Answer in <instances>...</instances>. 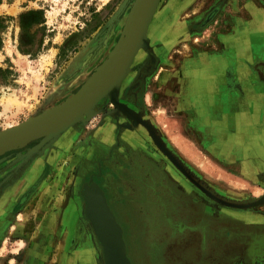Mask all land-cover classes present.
<instances>
[{
	"label": "rangeland",
	"instance_id": "obj_1",
	"mask_svg": "<svg viewBox=\"0 0 264 264\" xmlns=\"http://www.w3.org/2000/svg\"><path fill=\"white\" fill-rule=\"evenodd\" d=\"M124 4L0 0V131L90 80L119 43L132 2ZM251 4L264 9V0H160L146 41L115 91L197 183L223 201L249 206L207 194L145 126L104 97L30 158L25 154L40 138L0 154V168L38 158L31 182L43 184L20 208L29 181L16 177L0 188V264H103L83 213L81 190L91 177L122 227L131 264H264V153L237 150L244 143L263 148L264 138L225 141L218 131L222 103L211 98L221 94L237 104L244 91H228L227 83L251 78L248 60L225 55L246 47L226 48L225 38H217L239 32ZM235 68L233 78L228 72ZM253 111L255 127L263 128L264 107Z\"/></svg>",
	"mask_w": 264,
	"mask_h": 264
},
{
	"label": "water",
	"instance_id": "obj_2",
	"mask_svg": "<svg viewBox=\"0 0 264 264\" xmlns=\"http://www.w3.org/2000/svg\"><path fill=\"white\" fill-rule=\"evenodd\" d=\"M129 1L132 4L129 8L119 43L106 63L101 65L96 73L91 76L90 80L73 95L66 97L62 102L29 118L18 126L0 131V154L22 147L31 141V139L40 138L37 144L26 152L25 159L30 158L47 142L51 141L69 125L75 123L82 117L83 113L106 95L115 107L145 126L162 152L207 194L228 205L249 206H241L223 201L203 188L163 146L152 127L139 113L117 99L115 95L116 88L127 73L137 50L143 41H146L149 24L160 0H125V4ZM122 10L123 8L121 7L120 11ZM20 156L18 155L17 157ZM81 194L83 196V213L95 232L97 242L101 248L103 264H131L126 252L122 227L116 220L100 185L94 182L91 177L89 183L83 185ZM92 199L98 200L100 209L104 213V219L100 218L94 210L93 205L95 204ZM262 201L263 198L257 203Z\"/></svg>",
	"mask_w": 264,
	"mask_h": 264
},
{
	"label": "crops",
	"instance_id": "obj_3",
	"mask_svg": "<svg viewBox=\"0 0 264 264\" xmlns=\"http://www.w3.org/2000/svg\"><path fill=\"white\" fill-rule=\"evenodd\" d=\"M246 13V14H245ZM245 15H251L250 17L247 16L246 18L244 17L243 21V27L239 32H236V29L234 30V36H217V38H225L224 42L226 45V48L228 46L233 45L234 49L236 47H241L244 46V50L239 49V51L231 50L229 51L226 57H233V58H240L243 60H248V68L251 69V78L250 82L249 81H240V84L237 85V82H228V88L226 90L228 91H239L242 90L244 91L241 95V100L236 104L234 100L232 99H226L223 97L221 94H217L218 98H215L216 96L212 93L211 98L215 102V100H219L220 103H222V107L226 108V110L222 109V107H219L217 111H219V116L218 119L221 120L222 125L219 127L218 131L222 132V138L224 140L229 141V142H234L235 140L238 139H249L251 140L252 137L256 138H264V119H263V128L260 127H255L254 125V117L253 115V109L257 107H264V104L261 102L262 99H258V93L257 90L261 91V95L264 96V9L257 8L256 6L252 5L247 6V9L244 11ZM244 15V16H245ZM232 38L233 42L230 41ZM95 54H92L91 57H93ZM217 57V56H216ZM219 57V55H218ZM230 71L229 69H227ZM241 72V71H240ZM222 74V71L220 72ZM229 73H232L233 78H236L237 70L232 69ZM239 73V72H238ZM242 75V73H239ZM250 75V74H249ZM253 76V77H252ZM257 82H255V80ZM232 84V87L229 85ZM253 85H257L256 88H254ZM261 85V86H260ZM206 88V86H205ZM220 93V90H218ZM254 92V93H253ZM256 92V93H255ZM204 94V99L208 98V96ZM203 99V100H204ZM252 105V107H251ZM220 106V105H219ZM232 112L234 115H237V119L233 120L229 118V114ZM239 110V111H238ZM244 110V111H242ZM248 110V111H247ZM227 113V114H226ZM242 114L245 116L244 117H239L242 116ZM247 114V115H246ZM228 115V117H226ZM233 115V116H234ZM239 117V120H238ZM240 144L237 146V150L239 154H246L250 153V150L254 153H264V147L261 148L259 146H254V145H246ZM236 146V145H235ZM256 148V149H255ZM248 149L249 151H246ZM253 149L256 150L253 151ZM38 159V158H37ZM35 159L34 161L28 163V164H23L22 166L19 167V171H22V173H25L26 178H34L39 166H40V161ZM40 159V158H39ZM15 178V177H13ZM43 185V184H42Z\"/></svg>",
	"mask_w": 264,
	"mask_h": 264
},
{
	"label": "flooded vegetation",
	"instance_id": "obj_4",
	"mask_svg": "<svg viewBox=\"0 0 264 264\" xmlns=\"http://www.w3.org/2000/svg\"><path fill=\"white\" fill-rule=\"evenodd\" d=\"M0 173H3V176H1L0 177V180L1 179H3V178H7V176L8 177H11V179L9 180V181H7L6 183H4V185L2 184V185H0V188H2V189H5L6 187H8L9 185H7V184H10V183H12L13 182V180H15V178L16 179H20V181L21 180H23V179H21V178H24L25 180H27V181H29V184H27V187L28 188H26V190H25V192L24 193H26V197H24L23 198V196H20L19 197V199H20V205H19V208L25 203V202H27L28 201V198L30 199V198H32V197H34L35 195H36V193L38 192V186H41L42 185V180L41 181H37L38 180V178H36L37 180H34L33 182H31L32 180H33V178L30 180V178H26V175H25V173H22V171H19V163H14V164H12V165H4L2 168H0ZM39 175V174H38ZM13 177H15V178H13ZM8 180V179H7ZM31 183V184H30ZM3 186V187H2ZM34 186V188L31 190V188ZM36 189V190H35ZM31 190V192H30V194H28V192ZM25 195V194H24ZM176 206V205H175ZM176 208V207H175ZM151 211V210H150ZM153 212H155V211H153ZM149 212L147 211V214H148ZM139 214H141V213H139ZM155 215L153 214V216H152V218L151 219H156L155 217H154ZM0 242H1V240H0Z\"/></svg>",
	"mask_w": 264,
	"mask_h": 264
},
{
	"label": "bare ground",
	"instance_id": "obj_5",
	"mask_svg": "<svg viewBox=\"0 0 264 264\" xmlns=\"http://www.w3.org/2000/svg\"><path fill=\"white\" fill-rule=\"evenodd\" d=\"M146 36H147V35H146ZM144 42H145V40L143 41V43L141 44V46H140L139 49L137 50L135 56L137 55L138 51L140 50V48L142 47V45L144 44ZM135 56H134V58H135ZM134 58H133V59H134ZM132 61H133V60H132ZM131 63H132V62H131ZM104 97H107V96L105 95V96H103L102 98H104ZM102 98H101V99H102ZM101 99H100V100H101ZM100 100H99V101H100ZM99 101H98V102H99ZM98 102H97V103H98ZM97 103H96V104H97ZM96 104H95V105H96ZM95 105H93L92 107H90L85 113L90 112V111L92 110V108H93ZM251 107H252V105H251ZM129 108H130V107H129ZM232 111H233V110H232ZM238 111H239V110H238ZM242 111H244V110H242ZM247 111H248V110H247ZM85 113H83V114H85ZM244 113H245V111H244ZM244 115H245V114H244ZM246 115H247V114H246ZM239 121H240V120H239ZM31 140H33V139H31ZM92 200H93V203L95 204V205H93L94 210L96 211V213L99 215L100 218H103V219H104V217H103V216H104V215H103L104 213H102V211H101V209H100V205H99V203H98V200H97V199H92ZM89 226H91V225H89ZM89 226H88V227H89Z\"/></svg>",
	"mask_w": 264,
	"mask_h": 264
},
{
	"label": "trees",
	"instance_id": "obj_6",
	"mask_svg": "<svg viewBox=\"0 0 264 264\" xmlns=\"http://www.w3.org/2000/svg\"><path fill=\"white\" fill-rule=\"evenodd\" d=\"M34 13H42V11L41 10H30L27 14L28 15H32ZM22 18H24V15L21 17V21L24 22ZM30 24H32V23H29L27 25H25L24 23H22L23 27H25V26L28 27Z\"/></svg>",
	"mask_w": 264,
	"mask_h": 264
}]
</instances>
